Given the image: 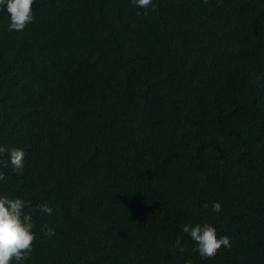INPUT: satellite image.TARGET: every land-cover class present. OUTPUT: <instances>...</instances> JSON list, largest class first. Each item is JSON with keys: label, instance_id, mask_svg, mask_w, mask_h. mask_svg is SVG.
Segmentation results:
<instances>
[{"label": "trees", "instance_id": "trees-1", "mask_svg": "<svg viewBox=\"0 0 264 264\" xmlns=\"http://www.w3.org/2000/svg\"><path fill=\"white\" fill-rule=\"evenodd\" d=\"M153 3L35 0L23 31L0 11V146L26 153L22 173L0 155V196L36 233L20 264H264V0ZM205 223L232 245L211 260L183 232Z\"/></svg>", "mask_w": 264, "mask_h": 264}, {"label": "clouds", "instance_id": "clouds-1", "mask_svg": "<svg viewBox=\"0 0 264 264\" xmlns=\"http://www.w3.org/2000/svg\"><path fill=\"white\" fill-rule=\"evenodd\" d=\"M207 2V0H205ZM134 6L144 8L146 11L143 15H148L147 9L155 8L153 0H131ZM35 0H0V11L6 10L10 16L9 30L23 31L27 24L34 19ZM137 15H141L137 12ZM7 153L13 171L22 173L25 167L24 157L26 155L22 148L12 147L6 149L0 146V155ZM5 167L7 166V162ZM5 174L0 172V180H4ZM208 207L207 204L204 205ZM26 201L19 197L0 196V264H20L21 261L29 258L33 251L36 233L33 231L35 225L30 213L25 212ZM39 210L42 213L51 214L52 207L44 203L40 205ZM212 210L219 213L221 204L216 202ZM42 231H46L49 236L55 235L54 228L44 225ZM183 232L188 234L192 241L197 245L193 251L198 252L203 259H215L223 248H231L230 237L227 235H217L215 226L205 223L191 226L185 224ZM176 246L181 252L184 248L181 241L176 240ZM186 264H192L191 260Z\"/></svg>", "mask_w": 264, "mask_h": 264}]
</instances>
